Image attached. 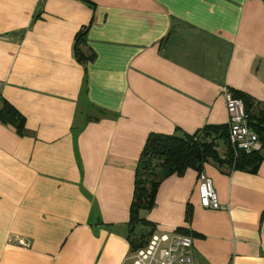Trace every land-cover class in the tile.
Listing matches in <instances>:
<instances>
[{
	"label": "crops",
	"instance_id": "1",
	"mask_svg": "<svg viewBox=\"0 0 264 264\" xmlns=\"http://www.w3.org/2000/svg\"><path fill=\"white\" fill-rule=\"evenodd\" d=\"M225 89L264 100V0H0L1 95L25 116L22 134L0 120V264H135L147 136L228 122ZM228 169L204 168L221 208L188 167L143 215L200 232L198 264H264V160Z\"/></svg>",
	"mask_w": 264,
	"mask_h": 264
},
{
	"label": "trees",
	"instance_id": "2",
	"mask_svg": "<svg viewBox=\"0 0 264 264\" xmlns=\"http://www.w3.org/2000/svg\"><path fill=\"white\" fill-rule=\"evenodd\" d=\"M89 25H83L75 35L74 53L80 61H88L93 57L86 55L81 48V45L86 43ZM232 92L235 96L243 98L248 122L257 130L264 147V100L256 99L239 89H233ZM0 120L13 124L20 134L23 133L25 116L2 97L1 90ZM179 129L172 133L151 132L146 138L136 169L134 197L128 222V237L133 251L144 245L155 230V222L146 218L143 212L155 206L159 185L165 177L172 173L183 175L188 167L202 171L209 161L221 168L228 167L227 172L238 169L257 173L264 160L262 148L250 152L235 151L229 137V122L208 123L192 133ZM222 142L226 144L224 152L218 148ZM192 215V206L189 204L186 218L190 220ZM177 230L201 235L200 232L185 226H179Z\"/></svg>",
	"mask_w": 264,
	"mask_h": 264
},
{
	"label": "built area",
	"instance_id": "3",
	"mask_svg": "<svg viewBox=\"0 0 264 264\" xmlns=\"http://www.w3.org/2000/svg\"><path fill=\"white\" fill-rule=\"evenodd\" d=\"M229 113V137L235 151L250 152L262 148L258 132L248 122L243 98L225 89ZM199 192L202 205L221 208L213 178L204 170L199 171ZM195 238L191 233L154 230L147 242L133 251L135 264H198L195 256Z\"/></svg>",
	"mask_w": 264,
	"mask_h": 264
},
{
	"label": "rangeland",
	"instance_id": "4",
	"mask_svg": "<svg viewBox=\"0 0 264 264\" xmlns=\"http://www.w3.org/2000/svg\"><path fill=\"white\" fill-rule=\"evenodd\" d=\"M219 150L221 151V152H224L225 150H226V144H224L223 142L219 145ZM145 212V211H144ZM143 212V213H144Z\"/></svg>",
	"mask_w": 264,
	"mask_h": 264
}]
</instances>
